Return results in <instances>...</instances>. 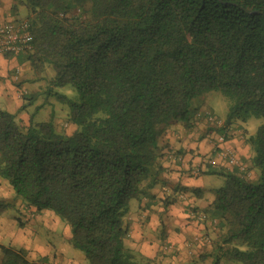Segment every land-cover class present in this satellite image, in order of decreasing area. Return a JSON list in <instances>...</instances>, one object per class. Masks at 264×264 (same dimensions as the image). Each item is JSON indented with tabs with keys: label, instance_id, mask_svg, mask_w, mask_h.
Returning a JSON list of instances; mask_svg holds the SVG:
<instances>
[{
	"label": "trees",
	"instance_id": "obj_1",
	"mask_svg": "<svg viewBox=\"0 0 264 264\" xmlns=\"http://www.w3.org/2000/svg\"><path fill=\"white\" fill-rule=\"evenodd\" d=\"M15 2L33 35L32 52L16 64L44 74L42 94L67 105L74 126L67 135L35 114L23 125L18 116L39 91L24 94L16 111L0 107V179L23 210L58 217L86 264H157L158 254L126 247L129 203L154 199L170 150L167 130L188 129L198 109L192 102L218 91L230 104L217 131L250 117L263 121L246 140L258 175L224 174L203 213L217 220V238L200 259L264 264V0ZM66 85L75 100L54 92ZM162 201L166 208L176 198ZM0 254V264H50L9 245L0 244Z\"/></svg>",
	"mask_w": 264,
	"mask_h": 264
},
{
	"label": "crops",
	"instance_id": "obj_2",
	"mask_svg": "<svg viewBox=\"0 0 264 264\" xmlns=\"http://www.w3.org/2000/svg\"><path fill=\"white\" fill-rule=\"evenodd\" d=\"M15 5V0H0V23L20 19L18 17L19 15H16L19 10V5ZM17 62V58H6L0 55V107L8 111L12 108V95L14 91V86L10 82V75L12 69L14 68V64ZM201 102L202 100L199 101V103L197 102V115H195L192 123L190 124L191 126L187 129L190 130V132L182 130L176 133L172 132L166 136L165 141L169 144L170 150L166 151L167 156H164L162 159L164 170L160 176V186L152 190V196H154V199H145L141 202H136L137 204H135V206L137 209L135 212H128L130 214L127 216L126 222L128 223L129 234L128 239L126 240V247L133 251H138L146 257L152 258L157 254L158 247L155 243L150 241L152 238V236H150L152 234L150 229L155 232L162 222L160 218H162L163 214H158L159 212L156 210V206H159L162 203V200L169 197L172 199L176 198L175 203L168 205L167 207L169 209L174 206L180 208L182 213L179 214L178 217H187V219L191 220L190 224H192V226H196L197 223L201 222H198L195 217L191 216V214L197 212L205 213V209L214 200V192L211 200L206 198L203 192L205 185L207 184L204 179L205 175L209 173L221 175L224 180L225 173L238 171L237 168H228L223 165V163H219L215 167L203 168V162H205L208 157H212L215 154L216 146L214 145V140L218 134H227L228 139L222 147L230 148L240 158V160L246 164L247 170L249 169V172L253 171L250 168V161L253 153L250 146L246 142L248 137L246 135V131L242 127V124L237 121L227 126L224 125L222 132H219L220 129L218 131L216 129H210L211 124H209L203 116H198L200 115L198 112L210 110L208 108L205 109L204 105H201ZM210 111L213 113L212 110ZM221 120L224 121L225 119ZM178 126L179 125L176 127ZM211 127L213 128V126ZM194 168H200L201 170L199 173L195 174L193 173ZM176 189L178 191L177 193H174V190ZM12 197H15L13 192ZM155 202L156 204H153ZM160 207L161 208L158 209L160 212L167 209V207L165 208L164 206ZM29 210L33 209H26V211ZM45 212L52 213L50 211H43L41 213H35L34 215L35 219H38L39 221V226L41 224L40 221L43 220L41 215ZM172 217L173 216L171 215L168 218V224L177 223V225H180L178 223L183 222L182 218ZM60 224L64 225L62 228L63 234L61 237H55ZM163 224H166L165 220L163 221ZM170 224L166 230V234H164L166 237V240L164 241L175 247L174 250L177 252V255L182 252H186L191 255L195 254L197 244H202V241L199 242L197 238H199L201 234L205 235L206 232L201 233L197 230H193L192 226H190V228L188 227L190 230L188 234L189 236L185 239L184 233L181 234L180 232V236L178 235L179 237L174 235V230L170 228ZM205 225L209 224L206 222ZM18 230H20V228H18ZM41 230V227L34 229V233H30L28 236H25V231L23 230L19 232L14 230L13 234L9 236L4 228L0 226V232L6 233L4 235H0L2 245H9L17 249H25L29 260H36L40 257H48L50 263L60 262L62 264H86L83 255L78 250L73 249L70 245L69 228L67 225L63 224L58 217L55 220L52 229H50L57 231L51 236L52 241L50 244L46 243L47 240L45 238L43 239L42 237H37V234H40ZM181 230L185 231V229ZM29 236L32 237V239L29 238ZM36 240L38 241L36 242ZM209 258L211 257H207L205 260ZM201 261L204 260L201 259Z\"/></svg>",
	"mask_w": 264,
	"mask_h": 264
},
{
	"label": "rangeland",
	"instance_id": "obj_3",
	"mask_svg": "<svg viewBox=\"0 0 264 264\" xmlns=\"http://www.w3.org/2000/svg\"><path fill=\"white\" fill-rule=\"evenodd\" d=\"M18 9L19 10L16 13V15H19L18 17L20 19L24 18L26 14V9L23 6H18ZM13 67L14 68L12 69V72L10 75V82L14 86L13 87L14 91L12 95L13 104L11 105L12 108L10 109V111L11 112L16 111L20 107V104H22V96L24 94L26 93L28 94L30 92L35 93L39 91L41 95H38L36 97L37 98L36 101L32 103L31 105H28L27 111L19 114L18 118L20 122L23 125L27 124L30 114H35L34 116L35 121L44 122V121L52 120L54 122L55 129H57L58 132H63L67 135H70L74 131V126L67 122V119H66L67 114H68L67 105L62 104V102L55 100L53 96H45L44 93L42 94V92H44V90L47 88L46 82L42 79L44 77V74L37 73L35 77L31 69L29 68L28 63H23L21 65H17L15 63ZM52 72L53 71L51 69L49 68L46 69L47 76H50ZM34 78L38 79L35 83L31 82V80ZM54 92L59 95H64L68 100H75V98L77 97V92L75 88L72 87L71 85H66V86H63L62 88H58ZM195 101L192 102L193 105H196L199 103ZM202 104L204 105L205 109L208 108L212 110L213 113L210 110H205L203 112H198L200 114L198 116H203L205 118V112H210L212 113L213 116H215L217 120H219L220 122H223L221 119L226 118L230 101L220 92L215 91L205 96L202 99L201 105ZM207 122L211 124V126H216L215 124H212L208 120ZM262 122L263 121L261 118L250 117L249 119H247L246 122H240V123L242 124V127L246 131V135L249 138L255 135L258 127L262 124ZM177 125L179 124H173L167 130L166 136L168 134H171L172 132L176 133L182 130L190 132V130L183 128L181 125L176 127ZM211 126H210V129H215V128H212ZM166 136L163 138L164 143L166 142L165 141ZM164 156H167V153H165ZM257 175H258L257 171L253 170L252 172L250 171L249 175H246L245 177L246 179L250 181L252 180L255 181L257 178ZM204 179L206 180L205 183L207 184L205 185V189L203 190V192L205 194V197L211 200L213 198V192H214L213 190L220 188L223 185L224 180L221 175H216L212 173L206 174ZM168 199L171 200L170 197ZM135 204H137L135 201H131L129 203L130 213L135 212V210L137 209ZM153 204H156V202ZM160 206H163V201L159 206H156V210L157 212H159L158 214H163L162 218H160L162 222L158 226L155 232L152 229H150V231L152 232V234L150 235L152 236L150 241L155 243L156 246L158 247L157 249L158 256L157 258H155L156 263L157 264H211L212 258H209L204 261H201L200 258L202 254H206L210 251L212 243L217 238V233H218L217 227H216L217 220L214 219L215 223L213 224L208 223L209 225H205V223H197L196 226H192V224H190L191 220L187 219V217H182V216L178 217L179 214L182 213V210H180V208L174 206L173 208L169 209L167 207L165 211L160 212L158 211V209L161 208ZM23 209L24 207L20 204V200L12 197V192L10 188L6 185L5 182L3 183V181L0 180V226L4 228V230L7 232L9 236L13 234L14 230L17 232L23 230L25 231V236H28L30 235V233L32 232L34 233L33 231L34 229H38L39 227H41L42 230L40 231V234H37V237H42L43 239L45 238L47 240L46 243L50 244L52 241L51 236L54 235L55 232H57L54 230H50L52 229V226L55 220L57 219V217L55 218V215H53L52 213L45 212L43 215H41L43 220L40 221L41 224L39 226L38 219H35L34 217L35 215L34 209L32 208L33 210H29V211H26V210L24 211ZM130 213H128V215ZM197 213L199 214L203 212H197ZM171 215L173 217L183 219L182 223H178L180 225H177V223H171V224L169 223L170 228L174 230L173 233L176 236H178L179 233L181 232V234L184 233L185 235L184 238L187 239L189 236L188 234L190 232L188 227L190 228V226H192L193 230H197L201 233L206 232L205 235L201 234L202 236L201 235L199 236V239L200 241H202V244L201 243L197 244V247L195 248V251H196L195 254L191 255V254H187L186 252H182L181 254L179 253L177 255L176 251L164 252L162 250L163 246H165L166 244L169 245L168 243H166V241H164L166 240V237L164 234H166V230L169 227L167 220ZM17 217H19V220L16 219ZM164 220L166 223L165 225L163 224ZM19 221L22 222V224L19 223L18 225ZM63 227L64 225H61V224L59 225L58 232L55 237L62 236ZM18 228H20V230H18ZM24 229H27V230H24ZM181 229H185V231ZM4 234L6 233L0 232V235H4ZM29 238L32 239V237L30 236ZM204 240L207 242H205ZM37 241L38 240H36V242ZM0 243L2 244L1 238H0ZM50 264H62V263L60 262L52 263L51 262Z\"/></svg>",
	"mask_w": 264,
	"mask_h": 264
},
{
	"label": "built area",
	"instance_id": "obj_4",
	"mask_svg": "<svg viewBox=\"0 0 264 264\" xmlns=\"http://www.w3.org/2000/svg\"><path fill=\"white\" fill-rule=\"evenodd\" d=\"M33 35L30 28V23L28 19L21 18L14 21H7L0 23V55H11L15 58L17 55L22 53L32 52V40ZM207 120L211 123L219 126L222 124L217 120L213 115L208 112H205ZM227 134H218L214 140V145L216 146L215 154L212 157H208L205 162H203V168L206 167H215L219 163L228 168H237L240 174L249 175L246 164L240 160V158L230 149L222 147V145L227 141ZM200 168H194L193 173H199ZM191 216L195 217L198 222L203 223H215L214 219L208 218L203 213H192ZM200 241L199 238H197ZM162 250L164 252L175 251L172 245L163 246Z\"/></svg>",
	"mask_w": 264,
	"mask_h": 264
}]
</instances>
